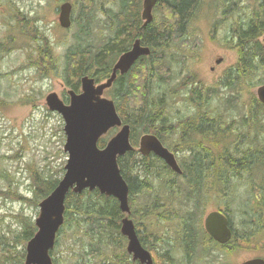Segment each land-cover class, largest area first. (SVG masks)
<instances>
[{
    "label": "trees",
    "instance_id": "trees-1",
    "mask_svg": "<svg viewBox=\"0 0 264 264\" xmlns=\"http://www.w3.org/2000/svg\"><path fill=\"white\" fill-rule=\"evenodd\" d=\"M205 1L207 2L157 0L151 22L144 25L140 15L141 0H111L112 7L104 9L98 8L95 0H82L79 3L78 18H72V23L77 26L74 42L67 46L62 66L59 67L58 62L55 63L46 52L34 61V66L41 75L59 76L66 86L79 91V79L85 74L93 77L96 83L106 80L117 57L126 51L135 39L138 38L141 45L150 48V54L140 57L127 73L118 74L105 93L114 101L122 122L129 124L130 142L133 147L137 146L139 137L145 133L156 135L165 144L166 136H172L167 131V123L172 125L178 122L175 125L179 130L171 131H177L178 134L173 142H180L181 150L187 152L183 162L182 176L186 181L183 188H178L177 185L176 188H171L170 184H164L172 178L169 176L171 172L155 156H141L133 149L117 158L120 173L129 187V218L134 222L141 244L154 252V264H175L172 250L169 248V241H174V238L181 244L185 261L188 263L198 254L214 260L213 250L230 253L249 246L262 236V232L264 233V180H261L257 189L249 179L256 170L264 168V130L260 131L263 126L260 113L264 112V105L258 101L254 90L249 91L248 114L243 116L242 121H238L234 118L226 120L225 113L219 112L214 104L222 90L221 87L238 94L241 88L253 89L264 83V0H215L216 6L221 10L220 15L225 19L241 13L243 8L247 7L240 6V2L252 1L245 18L240 17L232 23H227L226 45L235 52L236 62L216 86L192 82L187 84V80L182 79L177 88L189 86V89L186 87L185 90L187 102L193 108L191 114L183 115L172 122L175 116L167 110L169 101L166 80L170 81L173 76L172 64H178L186 57L183 46L185 48L189 42L191 25L206 4ZM98 12L104 16L102 20L97 17ZM23 16L18 10L11 16L15 22L11 27L16 28L12 29L18 34L20 31L25 33L26 19H23ZM94 24L106 33L104 36L102 34L97 44L91 41ZM10 33L9 41H0V56L13 48L12 40L17 34ZM31 34L33 38H38L36 32ZM225 100L232 105L237 101V96H229ZM3 104L4 101L0 98V106ZM204 117H216V134L210 136V133L200 131L197 122ZM187 124H192L197 130L187 131ZM253 129L255 132H252ZM199 132L202 133V140L208 145L207 148L203 149L201 146V138H197ZM109 138H100L98 146L104 147ZM210 144L212 149H209ZM244 175L249 179V192L255 194L251 195L253 199H248L240 211L239 222L243 234L238 236L237 230L232 226L233 235L229 242L215 248L218 244L204 233L200 219L195 216L199 195L203 196L205 190H214L228 202L231 194L242 186L237 181ZM49 177L42 178L36 184L37 197L40 200L54 189L59 180ZM256 190L259 192L256 193ZM178 197L180 201L174 204V199ZM141 198L143 203L139 202ZM190 201L195 202L192 208L188 207L179 214V206ZM157 203L159 208L156 207ZM223 211L230 218V209ZM123 216L117 200L111 196L102 195L97 190H84L81 194L69 192L65 198L64 223L57 233L56 245L61 232L72 229L71 238L78 236L82 233L81 223H86L88 226L84 228L83 234L89 238L90 247H98V250H95L98 259L93 264H107L106 255L100 253L104 252L101 247L112 243L119 248L122 244L124 237H114V234L118 235ZM153 218L158 224L149 223ZM161 222L169 223V229H165L163 235L159 234L163 231L159 229ZM146 224L158 239L157 242L168 247L162 253H158L145 240L143 234L147 228ZM197 229L200 230V240L203 244L200 251L203 255L197 253L199 250L196 249L194 232ZM34 232V223H25L23 239L27 241ZM171 233L174 238H168ZM18 257L12 261H0V264H23L24 251H21ZM114 257L120 264H125L128 255L123 250L114 254L113 259L108 257V260L113 263ZM53 262L57 264L56 259H53ZM211 263L213 262H209ZM70 264L91 263H86L85 258L80 256V259ZM216 264L227 263L220 260L216 261Z\"/></svg>",
    "mask_w": 264,
    "mask_h": 264
},
{
    "label": "rangeland",
    "instance_id": "rangeland-1",
    "mask_svg": "<svg viewBox=\"0 0 264 264\" xmlns=\"http://www.w3.org/2000/svg\"><path fill=\"white\" fill-rule=\"evenodd\" d=\"M66 1L73 5L72 18H78L79 3L82 0ZM95 2L98 8L112 7L111 0H95ZM240 3V6L247 5V7L243 8L241 13L225 19L220 15L219 6L215 7V1L207 0L192 23L189 42L185 48L183 46L186 57L182 58L178 64H172L173 76L170 81L166 80L167 100L169 101L167 110L169 114L175 116L172 122L183 115L188 116L193 110L187 102L185 89L186 87L189 89V86L177 88L182 79H186L187 84L197 82L216 86L228 69L235 64L236 54L226 45L227 23H232L240 17L245 18L252 6V1ZM58 5H60L59 2ZM16 10H20L24 15L23 19H26L25 33L20 31L18 34L13 30L16 28L11 27L15 24L11 16ZM96 15L100 20L104 18L101 12ZM36 21L37 24H35ZM76 30L77 26L74 23H71L69 28H62L59 25L58 12L55 13L51 8L50 0H0V41H9L10 32L17 34L12 40L13 48L0 56V98L4 101V104L0 106V261L3 262L18 259V254L21 251L25 252L26 241L23 239V226L28 222L34 223L38 214L40 199L37 197L36 184L42 178L48 176L49 178H60L63 174L60 171L63 170L67 159V154L63 151L64 123L60 114L47 108L45 97L50 92H56L65 101L67 99L66 90L71 87L66 86L59 76L41 75L34 66V61L46 52L61 67L67 46L74 42ZM92 31L91 41L94 44L100 42L102 34L103 36L106 34L95 24ZM32 32H36L38 38H33ZM218 59L221 61L216 63ZM221 89L214 103L218 111L225 113L226 120L234 118L242 121L243 116L248 114L249 91L252 92L255 88H241L238 94L224 87ZM105 95L107 96L108 93ZM234 95L237 96V101L229 105L225 98ZM260 120L263 125L260 131H263L264 112L260 113ZM116 130L114 129L113 132L110 130L103 137L109 138ZM252 132L255 130L253 129ZM177 136L178 134H174L172 138L166 136V142L172 146L173 139ZM136 147H138V142ZM186 154L185 150L179 152L180 163L185 162ZM247 177L244 175L237 181L242 186L231 194L228 202L219 196L218 191L214 190H205V196L199 195L195 216L200 219L201 225L203 216L207 212L214 209H230V221L233 228L237 230L238 236L243 234L239 222L240 211L248 199H253L251 195L255 194V192L253 194L249 192L247 180L251 179L254 186L259 189L261 180H264V168L256 170L250 176L251 178ZM258 192L256 190V193ZM139 202L143 203V199L141 198ZM137 207L139 208L138 205ZM149 223L156 225L158 221L153 218ZM81 224L82 233L78 236L74 235L71 238L70 230L72 229L60 233L58 243L51 251L57 264L74 263L80 259V256L85 258L86 263L93 264L97 261L98 253L95 250H98V247H90L89 238L83 234L88 224ZM168 225V222L160 223L159 229L163 230L159 232L160 235H163L165 229H169ZM146 227L143 235L147 243H151L154 236L147 224ZM261 235L249 246L230 251V253L213 250L214 260H210L208 256H201L192 258L187 263L183 250L179 248L182 252L178 251L176 255H182V260L178 258L177 264H209V262L216 264V261L220 260L227 264H239L245 259L256 256L264 258V233L262 232ZM116 236L124 237L120 231L118 235L114 234V237ZM169 236L174 238L173 233ZM174 241L176 242L175 238ZM126 243L127 239L124 237L119 248L112 243L101 247L104 252L100 253L106 255L107 264H120L115 257V261L111 263L108 257L113 259L114 254L121 253L123 250L127 253ZM169 243L174 244L173 241ZM153 248L158 253H162L168 247L158 243ZM149 251L154 259V252L150 249ZM127 255L126 262L131 258L129 253ZM174 261L176 263V259Z\"/></svg>",
    "mask_w": 264,
    "mask_h": 264
},
{
    "label": "water",
    "instance_id": "water-1",
    "mask_svg": "<svg viewBox=\"0 0 264 264\" xmlns=\"http://www.w3.org/2000/svg\"><path fill=\"white\" fill-rule=\"evenodd\" d=\"M157 0H142L141 19L143 24L151 22L152 9ZM71 4L63 2L59 6L58 23L62 28L71 25ZM150 54V48L143 46L137 38L131 47L119 55L109 77L99 83L89 75L80 78V91L68 89L65 103L56 92L45 97L50 111L57 112L63 119L65 141L63 151L67 154L63 174L54 189L38 203V215L34 220L35 233L26 242L23 264H53L51 251L55 245L58 230L64 222L65 198L69 192L81 194L84 190H97L100 194L113 197L125 216L120 221V233L127 238L126 251L131 255L127 264H153L150 252L144 248L137 236L130 215L129 187L122 177L117 158L133 150L130 142V126L123 123L114 101L104 96L117 74H125L140 56ZM218 59L216 63H219ZM258 101L264 105V83L255 90ZM117 132L98 146L99 139L110 129ZM138 152L146 156L150 153L162 159L173 171L181 170L176 159L159 138L151 133L141 135ZM206 233L220 244L231 237L227 216L219 210L206 214L203 220ZM239 264H264V258L253 257Z\"/></svg>",
    "mask_w": 264,
    "mask_h": 264
},
{
    "label": "flooded vegetation",
    "instance_id": "flooded-vegetation-1",
    "mask_svg": "<svg viewBox=\"0 0 264 264\" xmlns=\"http://www.w3.org/2000/svg\"><path fill=\"white\" fill-rule=\"evenodd\" d=\"M58 2H59V4H61V3H63V2H68V1H66V0H54V3H53V0H50V6H51V8L52 9H54V11H55V13H57L58 11H59V9H58V7H59V5H58ZM71 3V2H70ZM71 5H72V3H71ZM72 11H73V5H72ZM18 13H21V11L20 10H18ZM72 13V12H71ZM35 24H37V21H36V23ZM211 69H213V67H211ZM197 82H195L194 84H196ZM174 120V119H173ZM203 120V121H202ZM176 123H178V122H175L174 124H172V125H170V123H167V126H166V128H167V131L170 133V134H172V136L171 137H173V135L174 134H176L177 133V131L176 132H171L172 130H179V127L178 126H176L175 124ZM186 123H188V122H186ZM197 124H199V129H200V131H204V132H208V133H210V136H212V134H216L217 133V128H218V126H217V119H216V117H204V118H202V119H200L198 122H197ZM187 127H188V129H186L187 131H193V130H197L196 129V127H194L192 124H187ZM216 137V136H215ZM214 137V138H215ZM168 138H169V135H168ZM197 138H201V140L199 141L200 142V144H201V146H203V149L204 148H207L208 147V145L206 144V143H204L203 142V135H202V133H200L199 132V135H197ZM162 142V141H161ZM163 144V146H165L171 153H173V155H174V157H175V159H176V162H177V164H178V166H179V168H180V170H181V172L180 173H177V172H175V171H173L163 160H161L160 158H158V159H160L161 161H162V163L167 167V169L171 172V174L169 175V176H171L172 178L171 179H168L166 182H164V184L165 185H168V184H170V187L171 188H176V185L178 186V188H183V187H185V185H186V181H185V179L183 178V162L182 163H180V160H179V157H178V155H179V152L181 151V148H182V145H181V143L180 142H177V143H173V145L172 146H170L169 145V142L167 143H162ZM211 146L209 147V149H212V144H210ZM213 150H214V147H213ZM147 156H155L154 154H152V153H150V154H148ZM156 157V156H155ZM182 164V165H181ZM180 201V199H179V197L178 198H175L174 199V204H178V202ZM195 202H193V201H190L188 204H183V205H180L179 206V208H178V210H179V214H181V212L182 211H185L188 207V209H190V208H192V206H193V204H194ZM159 206V204L157 203L156 204V207H158ZM159 208V207H158ZM195 210H197V208L195 209ZM214 210H219V211H221L222 213H224L226 216H227V218H228V223H229V227H230V229H231V237H232V235H233V230H232V225H231V221H230V218H229V216H228V214L226 213V212H224L223 211V209H214ZM211 211H213V210H211ZM210 212V211H209ZM208 213V212H207ZM206 213V214H207ZM206 214H204V216H203V220H204V217L206 216ZM195 215H196V211H195ZM169 226V225H168ZM202 229H203V231H204V233H206L205 232V229H204V225H203V221H202ZM207 234V233H206ZM208 235V234H207ZM194 240H195V242H196V249H197V251L199 250H201V248H202V246H203V244H201V240H200V230H196L195 232H194ZM209 236V235H208ZM210 237V236H209ZM231 237H230V239H231ZM168 238H170V237H168ZM211 238V237H210ZM215 243H217L218 244V246L216 245V247L215 248H218V247H220V246H222V245H225V244H227L228 242H229V240L226 242V243H224V244H219L218 242H216L213 238H211ZM158 241V239L156 238V237H153V239H152V242L150 243L152 246H154V245H156V244H158L159 242H157ZM170 241H172V240H170ZM155 242V243H154ZM174 242V244L173 243H169L170 244V246H169V248H170V250H172V253H173V258L174 259H176V263L175 264H177V259L178 258H180V260H182V255L181 256H177L176 255V253L178 252V251H181V249H182V246H181V244H178L177 243V245H176V242L175 241H173ZM179 248H181V249H179ZM183 250V249H182ZM182 252V251H181ZM202 254V253H201ZM203 255V254H202ZM206 256V255H205ZM200 258L201 257V255L200 254H198L197 256H195V257H193V258ZM129 262V261H128ZM175 262V261H174ZM153 264H154V260H153Z\"/></svg>",
    "mask_w": 264,
    "mask_h": 264
},
{
    "label": "bare ground",
    "instance_id": "bare-ground-1",
    "mask_svg": "<svg viewBox=\"0 0 264 264\" xmlns=\"http://www.w3.org/2000/svg\"><path fill=\"white\" fill-rule=\"evenodd\" d=\"M215 1V0H214ZM206 2V1H205ZM223 4V3H222ZM215 5V7H216V4H214ZM226 6V5H225ZM221 11V10H220ZM86 14V13H85ZM158 14V13H157ZM222 16V15H221ZM116 56V55H115Z\"/></svg>",
    "mask_w": 264,
    "mask_h": 264
}]
</instances>
